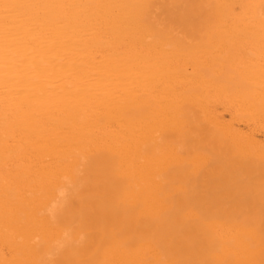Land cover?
I'll list each match as a JSON object with an SVG mask.
<instances>
[{
	"label": "bare ground",
	"instance_id": "6f19581e",
	"mask_svg": "<svg viewBox=\"0 0 264 264\" xmlns=\"http://www.w3.org/2000/svg\"><path fill=\"white\" fill-rule=\"evenodd\" d=\"M0 264H264V0H0Z\"/></svg>",
	"mask_w": 264,
	"mask_h": 264
}]
</instances>
